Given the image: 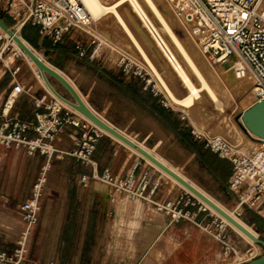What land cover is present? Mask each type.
<instances>
[{
  "label": "crops",
  "instance_id": "obj_1",
  "mask_svg": "<svg viewBox=\"0 0 264 264\" xmlns=\"http://www.w3.org/2000/svg\"><path fill=\"white\" fill-rule=\"evenodd\" d=\"M24 30L31 34L34 45L47 54L48 59L79 90L87 105L102 119L133 138H141V144L153 135L160 137L168 134L175 137L184 149L196 154L200 164L208 170L212 169L211 172L218 176L220 182L227 181L230 173L223 179L209 161V158L219 161L224 159L218 158L208 149L204 150V146L187 134L186 124L180 115L159 99L150 84L144 88L138 76H127L111 65H99L97 60L78 58L75 45L77 36H65L64 39H74V44L72 40L70 46H67L64 41L53 44L46 38H40L31 26H25ZM35 77V82L29 87L12 76L7 66L0 64V109L13 85L20 82L28 87V92L18 97L9 116L31 119L33 99L46 91L44 84ZM131 101L138 104L134 112L131 109L133 105L128 103ZM115 105H120L124 120H118L110 110ZM74 136L73 130L67 127L58 135L57 146L69 149ZM69 159L75 167L72 171L74 179L67 183L66 188L58 187L63 180L53 176L55 163L61 160L54 159L47 170L38 219L27 234V252L21 264H39L51 258L60 264L219 263V243L191 223L170 222L151 203L120 197L110 186V193L116 200L105 203L107 198L104 194L92 189V185L101 181L91 176L99 174L107 166L113 174L119 176L134 167L136 173L147 170L151 178L159 180L160 187L155 198L160 201L181 192L180 186L158 174L159 170H155V167L151 169L132 150L104 134L98 140L90 163L83 164L73 158ZM5 164L6 189L0 188V241L3 248L10 250L26 229L18 208L29 196L31 185L44 165V157L39 154L28 155L23 148L0 146V172ZM82 174L89 176L86 184L79 181ZM21 184L25 187L20 193ZM58 195L63 196L61 201ZM51 198L55 200V207L51 205ZM49 217L53 219L49 221ZM44 223H48L49 228H37ZM143 228H147L146 235L143 234ZM148 237L151 243L144 246ZM33 243H37L38 251L31 257L30 248Z\"/></svg>",
  "mask_w": 264,
  "mask_h": 264
},
{
  "label": "built area",
  "instance_id": "obj_2",
  "mask_svg": "<svg viewBox=\"0 0 264 264\" xmlns=\"http://www.w3.org/2000/svg\"><path fill=\"white\" fill-rule=\"evenodd\" d=\"M168 1L176 16L189 23L193 36L212 64L234 66L239 59L245 62L246 71L254 77L253 102L264 100V0ZM0 11L12 22L9 25L11 30L19 33L24 26H31L40 38H46L53 44L62 42L65 36L79 37L87 33L86 28L93 21L81 0H0ZM154 40L158 43L155 37ZM92 42L94 45L87 50L75 41L78 58L92 61L98 57L102 43ZM10 45L11 42L0 32V64L4 66ZM166 58L170 63L174 59L170 53ZM114 64L127 76L140 77L142 74V69L125 55H118ZM8 69L15 76L19 67ZM26 92L28 87L15 83L2 104L0 146L23 148L28 155L39 154L44 157V165L31 185L29 196L18 208L26 229L10 250L3 248L0 241V264H21L25 259L27 234L38 219L51 162L70 157L83 164L90 163L98 140L104 135L96 125L59 104L47 90L33 99L31 119L9 116L18 97ZM67 127L75 136L71 147L63 149L57 146L56 139ZM204 146L218 158L229 162L230 174L225 187L237 206L264 216V139L258 138L254 147L242 149L223 137L211 136ZM91 177L109 185L120 197L151 203L170 222H189L211 236L220 245L218 264H242L264 254V248L258 245L240 253L237 260L239 251L232 240L229 225L183 188L173 197L161 201L156 199L160 183L158 179L151 178L147 170L136 173L134 167L119 176L106 166ZM88 180L87 174L80 175L82 184ZM39 264L60 263L51 258Z\"/></svg>",
  "mask_w": 264,
  "mask_h": 264
},
{
  "label": "rangeland",
  "instance_id": "obj_3",
  "mask_svg": "<svg viewBox=\"0 0 264 264\" xmlns=\"http://www.w3.org/2000/svg\"><path fill=\"white\" fill-rule=\"evenodd\" d=\"M100 1L106 6H111L116 3L117 0ZM137 1L140 3L141 7L151 19L155 27H158L157 29L159 33L161 32L160 34L166 39L170 47L173 49L174 47L169 37L165 32H163L159 22L157 21L149 7L146 5V3L143 0ZM154 2L157 7L165 13L167 19L172 25L175 34L180 39V41L183 43L186 42L184 44L188 46L187 49L190 52H193L195 48L196 51H200L201 53V50L199 49L195 38L191 34L188 25L173 15L169 7L167 6L165 0H154ZM117 15L120 16V18L125 23L126 27L132 32L137 42L140 44L143 51L146 53L150 61L157 69L158 73L160 74L161 78L163 79L171 93L178 99H182L184 96H186L188 93L187 88L184 86L181 79L178 77L176 71L173 70L171 64L169 62L167 63L165 55L162 51H160V47L146 28L141 16L138 12H136L135 8H133V5L130 3L129 0H123L118 5H116L115 12L113 10H105L97 18H93L92 24L86 28L87 33H83L81 37H77L75 41L81 43L87 50H90L91 47L94 45L92 41H100L102 44L99 49V55L96 59H94L97 60V63L99 65H111L113 68H116L114 63L116 61L117 56L120 54L125 55L133 63L137 64L142 69L140 79L143 84H150V86L154 88V91L157 93L159 99H161L162 102L166 106H168V108H170L175 114H179L180 117H183V119L181 120L186 124L185 128L187 129V134L190 135L192 138H195L202 146H204V143L207 138H210L211 136H219L225 138L233 144H236L237 146L239 145V147L241 148L243 147V145L246 144L247 149L253 147L252 145H250V143H247V139L249 136L242 132V129L239 127L238 121L241 112L247 107H249L254 101L252 94L253 83L250 85H246V87H244L241 91L238 92L234 91V89H232L233 86L229 83H227L228 86L223 85L221 79H224L226 76V80H228L229 78V81L231 79H235L233 73L231 74V67L214 65L210 62L209 57L207 55L201 53L200 57L202 58L203 55L202 59L204 61H202L199 56L196 57V61L199 63V65H203L204 63L203 67L201 65L200 67L202 68V71L209 85L212 87V90L214 91L217 99L213 100L209 96V94H206L207 92L201 90L199 97L194 99L195 101H193V104L191 106H185L180 102L176 103L171 98L169 92L163 86L162 82H160L158 76H156V74L152 71L151 66L145 60L142 52L135 46L132 38L129 36L122 22L119 21ZM0 17L6 23H8V25H12V22L8 19L6 15L0 14ZM19 33L23 38L22 30H20ZM186 39L189 40L186 41ZM26 41L32 48H34L40 54V56H42L43 59H45L54 68L58 69L54 66L51 60L48 59L47 54L43 53L41 50H39V48H37L34 44L30 43L28 40ZM63 41L64 45L66 44L67 46H70V41H72L74 44V39L68 38L64 39ZM188 42H190L191 44L189 43L188 45ZM196 51H194L193 54ZM8 55H11L13 58L11 62L6 61ZM177 56L181 60V57L178 54ZM4 63L6 64L5 66H8V68H11L12 66L13 68L17 66L19 67V70L17 71L15 76L18 80H21L24 85H28L29 87H31V84L35 82V75L37 73L36 66H31L25 56L17 53V50L14 49L11 45L10 50L6 53ZM219 67L222 70H218ZM187 71L194 84L196 86H199L200 83L197 77L194 76L189 70ZM116 75L118 76L119 74ZM49 80L53 87L60 94L65 97H69V93L63 88L60 83L50 77ZM38 81L44 84L41 78L38 79ZM224 86L226 89L224 88ZM128 103H130V105H133V107L131 106V109L134 112L136 109H134V107H138V104L134 101ZM110 110L112 111V113L115 114V117L118 120H124V116L122 115V111L120 110V105L110 107ZM154 129L157 130V128ZM135 138L140 142L142 141L141 138L134 137V139ZM143 144L146 146V148H150L154 152V154L163 159L172 168L177 170L184 177H186L188 180L198 186L202 191H204L206 194H208L226 209L233 212L252 230H254L260 238L264 239V216L250 209L238 207L233 196L226 190L225 183L220 182V180L217 178V175L214 176V174L211 172L212 169L208 170L204 165L200 164L198 162V157L196 156V154L191 153L187 149H184L175 137H172L168 134H162L160 137L153 135L148 139L147 142H143ZM205 149L206 148L204 146V150ZM134 154L138 158L141 157L135 152ZM69 158L70 157L59 159L61 161L55 163V174H53V176L58 177V179L61 178L63 180L62 184L58 185V187L66 188L67 183L70 180L74 179V177L72 176V171L75 169V167L74 164L71 163ZM142 160L144 161L145 159L143 158ZM209 161L212 167L218 169V171L220 172V176L223 179L228 176V174L230 173V164L227 160L219 161L215 158H209ZM146 164L151 169H154V167H152L147 161ZM6 167L7 165L5 164L4 169L0 172V188L4 187L5 189V181L7 175ZM157 172L158 174H162L164 178L170 180L175 184L174 181L164 175L160 170ZM23 177V181H25L26 173L23 174ZM24 187V184H21L19 186L20 193L23 192ZM92 189L97 190L101 194H104V196L107 198V201L105 203H110L111 201L116 200V198H113V196L110 194L106 184L102 182H98L96 185H92ZM58 199L61 201V199H63V196L58 195ZM51 202L52 207H55L56 204L53 198H51ZM118 202L119 200L117 199V206ZM51 219H53V217L48 218L49 221ZM258 227H260L261 229L258 230ZM37 228H49V226L48 223H44L42 225H38ZM135 229L136 228H134V230ZM146 231L147 230H143V234L146 235ZM230 231L232 240L236 243L237 249L239 251V254L236 256L237 260L240 257V253H244V251L248 249L256 248L253 244L247 242L232 228L230 229ZM148 243H150V241H145L144 246L145 244L149 245ZM37 251V243H33L30 248L31 257L33 255H36Z\"/></svg>",
  "mask_w": 264,
  "mask_h": 264
},
{
  "label": "bare ground",
  "instance_id": "obj_4",
  "mask_svg": "<svg viewBox=\"0 0 264 264\" xmlns=\"http://www.w3.org/2000/svg\"><path fill=\"white\" fill-rule=\"evenodd\" d=\"M82 3L84 4L85 8L87 9V11L90 13L92 19L97 18L102 12H104L105 10H113L115 12V6L118 5L121 1L123 0H117L116 3H114L111 6H106L104 5L100 0H81ZM130 3L133 5V8H135L136 12L139 13V15L142 18L143 23L145 24V26L147 27L148 31L150 32V34L153 36V38L155 37V39L157 40V44L160 47V51L163 52V54L165 55H169V53L173 56L174 59L171 60V66L173 67V70L176 71L178 77L181 79L182 83L184 84V86L187 88L188 93L186 96H184L182 99H178L176 98L171 91L169 90V88L167 87V85L165 84V82L163 81V79L161 78L160 74L158 73L157 69L155 68V66L153 65V63L150 61L149 57L146 55V53L143 51L142 47L140 46V44L137 42L136 38L134 37V35L132 34V32L126 27L125 23L123 22V20L120 18V16L117 15L119 21L122 22V24L124 25L125 29L127 30L129 36L132 38L135 46L142 52L145 60L149 63V65L151 66L152 71L156 74V76H158V79H160V82H162L163 86L167 89V91L169 92L171 98L177 103L180 102L181 104L185 105V106H191L193 104V101H195V98L199 97L200 91L204 90L205 92H207L206 94H209V96L213 99L216 100V95L214 93V91L212 90V87L209 85L203 71L202 68L200 67L199 63L196 61V57H200L201 53L205 54L199 43L197 42L200 51H196L195 48L193 50L196 51L194 54L193 52L189 51L187 49V45H185L184 43L186 42H181L180 39L177 37V35L175 34L172 25L170 23V21L167 19L166 15L164 12H162L157 5L155 4L154 0H143L146 5L149 7V9L151 10V12L153 13V15L155 16V18L157 19V21L160 24L161 29L163 30V32H165L167 34V36L169 37L171 43L173 44V49L170 47V45L168 44V42L166 41V39L159 33L158 31V27L156 28L155 25L153 24V22L151 21V19L148 17V15L146 14V12L143 10V8L141 7L140 3L137 0H129ZM167 6L169 7L170 11L173 13V15L176 18H179L178 16H176L174 9L172 7V5L170 4V2L168 0H165ZM166 11V10H164ZM168 11V9H167ZM167 13V12H166ZM116 16V14H115ZM180 20H182L185 24L188 25L189 30L191 32L190 29V25L188 22H186L184 19L179 18ZM135 28V26H134ZM141 29V27H140ZM136 30V29H135ZM0 32L8 39V41L11 42L12 46L14 49L17 50V53L22 54L25 56V58L27 59L28 63L31 66H36L34 64V62L31 60V58L21 49V47L19 46V44L8 34H6V32L4 30H2L0 28ZM17 34L18 31H16ZM163 34V33H162ZM192 34V32H191ZM193 35V34H192ZM194 37V36H193ZM195 38V37H194ZM160 39L162 40V42L164 44H160ZM20 40L38 57L40 58L46 65L50 66L51 68H54L52 65H50L45 59L42 58V56H40V54L34 49L32 48L29 43L21 37L20 35ZM189 39H186V41ZM191 40V39H190ZM192 42V41H191ZM190 42H188L187 44L189 45ZM191 44V43H190ZM197 46V47H198ZM16 47V48H15ZM198 49V50H199ZM177 54L181 57V60L178 58ZM206 55V54H205ZM203 58V55H202ZM200 57V59H202ZM12 56L8 55L7 57V62H11L12 61ZM167 63L168 60L167 58H165ZM198 59V60H200ZM202 61H204L202 59ZM167 65V64H166ZM204 65V63H203ZM203 65H201L203 67ZM231 67V74L233 73L234 76V80L233 81H229L226 80V77L224 79H221V82L223 85L228 86L227 83L231 84L233 86L232 89H234V91L238 92L241 91L244 87H246V85H250L253 83L254 77L251 74L250 71H246L247 69V65L245 64V62H243L241 59H239L236 64L234 66H230ZM37 68V67H36ZM56 69V68H54ZM59 73H61L58 69H56ZM189 70L194 76L197 77V79L199 80V86H196L194 84V82L192 81L188 71ZM211 70V69H210ZM218 70H222L220 67L218 68ZM208 71V70H207ZM229 71V70H228ZM36 76L37 78H41L43 83L45 84L40 72L38 71V69L36 70ZM227 72V71H226ZM241 72H243V74H241ZM175 73V72H174ZM210 73V71H209ZM62 74V73H61ZM229 74V73H228ZM67 80L68 78L62 74ZM227 75V74H226ZM48 76V75H47ZM230 77V75H229ZM49 79V76H48ZM69 81V80H68ZM70 82V81H69ZM71 83V82H70ZM72 84V83H71ZM73 85V84H72ZM224 86V88H225ZM45 89H47V91L57 99L58 103L71 109L73 112H75L80 118L86 119L89 122L93 123L92 121H90L88 118H86L82 113H80L79 111H77L76 109L72 108L70 105H68L66 102H64L63 100L57 98L56 96H54V94L48 89V87L45 84ZM73 87L76 89V91L78 92V94L80 95V97L82 98V100L84 101L83 96L80 94L79 90L73 85ZM226 89V88H225ZM85 102V101H84ZM86 103V102H85ZM87 105V103H86ZM88 106V105H87ZM89 107V106H88ZM90 108V107H89ZM91 109V108H90ZM92 110V109H91ZM245 110V109H244ZM243 110V111H244ZM93 111V110H92ZM242 111V112H243ZM241 112V113H242ZM95 113V112H94ZM96 114V113H95ZM241 115V114H240ZM100 117V116H99ZM101 118V117H100ZM239 121V127H240V123L242 122L241 116L238 119ZM107 122V121H106ZM109 123V122H108ZM94 124V123H93ZM110 124V123H109ZM95 125V124H94ZM111 125V124H110ZM98 127V126H97ZM100 129L101 132H103L104 134L109 135L111 138H113L114 140H117L118 142H121L122 144H124L126 147H128L129 149H131L132 151H134L135 153H137L138 155H140L136 150H134L133 148L129 147L127 144L123 143L122 141H120L119 139H117L116 137H114L113 135L109 134L107 131H105L104 129L98 127ZM241 128V127H240ZM242 129V128H241ZM122 134H124L125 136H127L129 139H131L132 141L136 142L138 145L144 147L146 150H148L152 155H154L156 158H158L160 161H162L164 164H166L168 167H170L172 170H174L176 173H178L180 176H182L185 180H187L189 183H191L193 186H195L199 191H201L204 195H206L210 200H212L216 205H218L220 208H222L225 212H227L231 217H233L238 223H240L243 227H245L247 230H249L252 234L258 236V234L252 230L246 223H244L239 217H237L233 212L229 211L228 209H226L224 206H222L220 203H218L216 200H214L212 197H210L208 194H206L204 191H202L198 186H196L194 183H192L190 180H188L186 177H184L181 173H179L177 170H175L174 168H172L168 163H166L163 159H161L160 157H158L156 154L152 153L148 148H146L143 144H141V142L137 141L136 139L132 138L131 136H129L127 133L120 131ZM243 133L247 134L249 137L247 139V143H250V145H252L253 147L256 145L258 137H256L254 134L252 133H246L244 130H242ZM230 142V141H229ZM231 143V142H230ZM243 143V142H242ZM246 143V142H245ZM233 144V143H232ZM236 145V144H234ZM247 145V144H246ZM243 145L242 149H247V146ZM239 146V145H238ZM142 158H144L142 155H140ZM148 163H150L153 167H155L156 169L160 170L164 175H166L168 178H170L172 181H174L176 184H178L180 187H182L183 189H185L187 192H189L190 194H192L194 197H196L201 203H203V205L208 208L211 212L217 214L218 216H220L212 207H210L208 204H206L204 201H202L200 198H198L197 196H195L193 193H191L187 188H185L182 184H180L178 181H176L173 177H171L170 175H168L167 173H165L164 171H162L160 168H158L156 165H154L152 162H150L148 159L144 158ZM109 189L110 192V188L109 185H106ZM111 194V193H110ZM112 195V194H111ZM224 222H226L235 232H237L240 236H242L247 242L253 244L256 248H257V244L254 243L252 241V239H250L246 234H244L240 229H238L236 226H234L233 224H231L228 220H226L224 217L220 216ZM159 230V228H157ZM142 230H147V228H143ZM154 230V229H153ZM156 231V230H155ZM154 232V231H153ZM148 233H150L148 231ZM157 233V232H156ZM147 234V231H146ZM153 234V233H152ZM157 235V234H156ZM153 237V236H152ZM172 239V238H171ZM146 241H151L148 237V239ZM166 242V241H165ZM168 242V241H167ZM171 242V241H170ZM169 242V243H170ZM151 243V242H150ZM171 245V243H170ZM170 247V246H169ZM171 248V247H170ZM173 250V249H172ZM171 251V250H170ZM239 257V256H238Z\"/></svg>",
  "mask_w": 264,
  "mask_h": 264
},
{
  "label": "water",
  "instance_id": "obj_5",
  "mask_svg": "<svg viewBox=\"0 0 264 264\" xmlns=\"http://www.w3.org/2000/svg\"><path fill=\"white\" fill-rule=\"evenodd\" d=\"M0 28L6 32L9 36H11L21 47V49L31 58V60L36 65L38 71L40 72L46 86L48 89L56 96L57 98L63 100L72 108L76 109L80 113H82L86 118L92 121L96 126L104 129L109 134L113 135L123 143L127 144L129 147L136 150L140 155L144 158L148 159L162 171L173 177L176 181L182 184L185 188H187L191 193L200 198L210 207H212L220 216L224 217L231 224L240 229L244 234H246L254 243L260 245L264 248V239L260 238L252 234L249 230L243 227L240 223H238L233 217H231L227 212H225L222 208L216 205L212 200H210L206 195H204L201 191H199L195 186L185 180L182 176L152 155L148 150L144 147L138 145L136 142L129 139L127 136L122 134L118 129L110 125L104 119L100 118L97 114L94 113L82 100L76 89L73 85L56 69L51 68L46 65L40 58H38L21 40L20 34H17L16 31L11 30L8 23H6L0 17ZM53 78L58 83H60L63 88L69 93V97H65L60 94L51 84L48 76ZM242 122L240 123V127L246 133H252L259 139H264V100H258L253 102L249 107H247L241 113ZM242 264H264V254L251 259L250 261L244 262Z\"/></svg>",
  "mask_w": 264,
  "mask_h": 264
},
{
  "label": "trees",
  "instance_id": "obj_6",
  "mask_svg": "<svg viewBox=\"0 0 264 264\" xmlns=\"http://www.w3.org/2000/svg\"><path fill=\"white\" fill-rule=\"evenodd\" d=\"M25 27V26H24ZM24 27L22 28V36L23 38H25L26 40H28L30 43L34 44L33 38L30 36L31 34L26 32L24 30ZM261 229L260 227H258V230Z\"/></svg>",
  "mask_w": 264,
  "mask_h": 264
}]
</instances>
